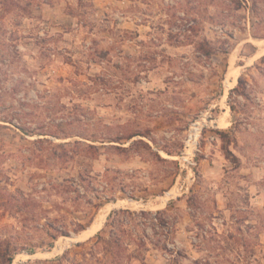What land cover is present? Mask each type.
I'll list each match as a JSON object with an SVG mask.
<instances>
[{
  "label": "rangeland",
  "instance_id": "374dc122",
  "mask_svg": "<svg viewBox=\"0 0 264 264\" xmlns=\"http://www.w3.org/2000/svg\"><path fill=\"white\" fill-rule=\"evenodd\" d=\"M254 1L0 0L11 264H264Z\"/></svg>",
  "mask_w": 264,
  "mask_h": 264
},
{
  "label": "trees",
  "instance_id": "16d2710c",
  "mask_svg": "<svg viewBox=\"0 0 264 264\" xmlns=\"http://www.w3.org/2000/svg\"><path fill=\"white\" fill-rule=\"evenodd\" d=\"M253 4H254V10L256 11L257 10V4L254 0H253ZM262 38H264V36ZM224 52H227V50H225ZM206 53L211 54L212 52L210 50H207ZM263 59H264V56H263ZM228 152H229V150H228ZM120 212H126V213H129L131 215H135V216L145 213V211H141L140 213H138L136 211H132L129 209H120V210H114L111 213L110 218L114 217L115 215H117ZM108 225H113V224H112V222H107L106 226H108ZM143 225L145 226V223H143ZM97 237H98V239L102 240L104 236L102 234H98ZM87 242L86 241L85 242H79V243H77V246L84 245ZM16 252H17V248L11 249L9 247V244H7V245L5 244L4 247L0 246V264H11L13 261V258H14V254Z\"/></svg>",
  "mask_w": 264,
  "mask_h": 264
},
{
  "label": "bare ground",
  "instance_id": "6f19581e",
  "mask_svg": "<svg viewBox=\"0 0 264 264\" xmlns=\"http://www.w3.org/2000/svg\"><path fill=\"white\" fill-rule=\"evenodd\" d=\"M192 139H193V137H192ZM189 154V153H188ZM169 194H171V192H169ZM127 202H129V201H127ZM166 202V201H165ZM137 203V202H136ZM136 203H134V204H136ZM131 204H132V202H131ZM88 231V230H87ZM77 236V235H76ZM75 237V236H74ZM65 245V242L63 241V242H60V244L58 245V249H60V248H62L63 246Z\"/></svg>",
  "mask_w": 264,
  "mask_h": 264
},
{
  "label": "crops",
  "instance_id": "0c3cea01",
  "mask_svg": "<svg viewBox=\"0 0 264 264\" xmlns=\"http://www.w3.org/2000/svg\"><path fill=\"white\" fill-rule=\"evenodd\" d=\"M48 2H50V1H48ZM50 4V3H49Z\"/></svg>",
  "mask_w": 264,
  "mask_h": 264
}]
</instances>
